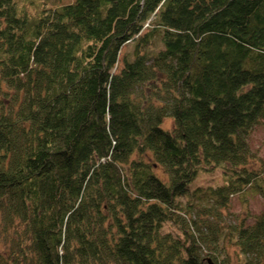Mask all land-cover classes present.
Returning <instances> with one entry per match:
<instances>
[{"label": "trees", "instance_id": "trees-1", "mask_svg": "<svg viewBox=\"0 0 264 264\" xmlns=\"http://www.w3.org/2000/svg\"><path fill=\"white\" fill-rule=\"evenodd\" d=\"M258 125L264 0H0V264H264Z\"/></svg>", "mask_w": 264, "mask_h": 264}, {"label": "rangeland", "instance_id": "rangeland-1", "mask_svg": "<svg viewBox=\"0 0 264 264\" xmlns=\"http://www.w3.org/2000/svg\"><path fill=\"white\" fill-rule=\"evenodd\" d=\"M74 0H64V4L71 3ZM131 51V45L124 46L121 52V57L124 53ZM121 59V58H120ZM121 63L119 64V67ZM172 119L164 120V127L171 129L173 126ZM249 145L252 153L255 155L256 159L254 162L250 163L249 167L253 168L255 171L262 172V178H264V126H255L249 136ZM157 173L161 175L164 179L166 178L163 174L161 168L157 170ZM221 169L215 170L212 173H201L198 180L194 185H203L206 186H215L221 184L222 176ZM263 185L264 182H261ZM230 207L227 210H220L222 213V220L226 223L232 225L236 224L238 221L243 219L246 220L247 224L253 222V217L264 209V194L261 190L247 189L243 196L239 194L232 195L229 200ZM206 203V201H204ZM229 253L231 254L232 263L236 262L235 249L233 247L228 248Z\"/></svg>", "mask_w": 264, "mask_h": 264}, {"label": "water", "instance_id": "water-1", "mask_svg": "<svg viewBox=\"0 0 264 264\" xmlns=\"http://www.w3.org/2000/svg\"><path fill=\"white\" fill-rule=\"evenodd\" d=\"M208 264H214V262L209 258L208 259Z\"/></svg>", "mask_w": 264, "mask_h": 264}]
</instances>
